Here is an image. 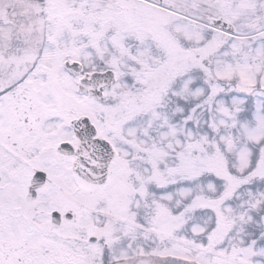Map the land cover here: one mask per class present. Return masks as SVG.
Wrapping results in <instances>:
<instances>
[{
    "label": "snow or ice",
    "instance_id": "obj_1",
    "mask_svg": "<svg viewBox=\"0 0 264 264\" xmlns=\"http://www.w3.org/2000/svg\"><path fill=\"white\" fill-rule=\"evenodd\" d=\"M0 264H264V0H0Z\"/></svg>",
    "mask_w": 264,
    "mask_h": 264
}]
</instances>
